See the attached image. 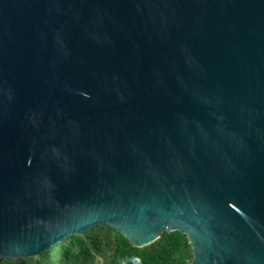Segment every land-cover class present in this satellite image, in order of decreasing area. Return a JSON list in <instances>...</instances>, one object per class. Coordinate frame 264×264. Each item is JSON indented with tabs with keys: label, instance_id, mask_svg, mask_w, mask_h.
Wrapping results in <instances>:
<instances>
[{
	"label": "water",
	"instance_id": "obj_1",
	"mask_svg": "<svg viewBox=\"0 0 264 264\" xmlns=\"http://www.w3.org/2000/svg\"><path fill=\"white\" fill-rule=\"evenodd\" d=\"M101 223L264 264V0H0V264Z\"/></svg>",
	"mask_w": 264,
	"mask_h": 264
},
{
	"label": "trees",
	"instance_id": "obj_2",
	"mask_svg": "<svg viewBox=\"0 0 264 264\" xmlns=\"http://www.w3.org/2000/svg\"><path fill=\"white\" fill-rule=\"evenodd\" d=\"M192 258L189 239L178 230L162 232L150 244L135 246L115 228L101 223L68 235L51 251L14 264H191Z\"/></svg>",
	"mask_w": 264,
	"mask_h": 264
},
{
	"label": "rangeland",
	"instance_id": "obj_3",
	"mask_svg": "<svg viewBox=\"0 0 264 264\" xmlns=\"http://www.w3.org/2000/svg\"><path fill=\"white\" fill-rule=\"evenodd\" d=\"M19 259H21V258H18V259H16V258H5V260H10V263L9 264H14V262L17 261V260H19Z\"/></svg>",
	"mask_w": 264,
	"mask_h": 264
}]
</instances>
